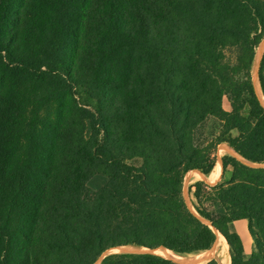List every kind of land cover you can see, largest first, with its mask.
I'll use <instances>...</instances> for the list:
<instances>
[{"label":"trees","instance_id":"obj_1","mask_svg":"<svg viewBox=\"0 0 264 264\" xmlns=\"http://www.w3.org/2000/svg\"><path fill=\"white\" fill-rule=\"evenodd\" d=\"M139 1L0 0V67L30 90L4 99L13 108L0 116V264H96L123 245L199 253L216 231L231 264H264V105L252 79L264 0ZM79 59L92 61L94 78L78 79ZM258 77L264 96V52ZM55 98L54 123L33 117ZM15 136L32 138L22 154L5 145ZM222 143L244 161L224 154L221 181L193 184L195 213L184 177L212 173ZM95 174L107 181L92 190ZM100 264L179 263L119 252Z\"/></svg>","mask_w":264,"mask_h":264},{"label":"rangeland","instance_id":"obj_2","mask_svg":"<svg viewBox=\"0 0 264 264\" xmlns=\"http://www.w3.org/2000/svg\"><path fill=\"white\" fill-rule=\"evenodd\" d=\"M121 2L128 5V6H134V5H136L137 2H140V1L139 0H121ZM261 47H263V51H262V54H263V52H264V40L257 47L255 62H254V66L252 69V79L254 78V71H255V66H256V61H257V54H258L259 49ZM98 55H100V54L98 53ZM261 57H262V55H261ZM261 57H260V60H261ZM260 60H259L258 66H257L258 69H259ZM75 65L76 66H75V72L74 73L78 75L79 80L87 81L90 77L94 78V76L92 75V72H94L95 70H94V66L92 65V61H90V62L84 61L83 63H81V61L79 59V65H78L77 61H76ZM258 80H259V77H258ZM253 82H254V79H253ZM78 90H79V88H78ZM28 92H30V90H29V87L27 86V84L25 82H23L20 79H17L13 74H11L7 71H4L2 69V67H0V116L2 115L3 107L7 108V113H9L8 109L13 108L12 105L8 104L7 102H4V99L10 100L12 102V101H15L17 99L18 95L23 96V95L27 94ZM75 98L79 102L80 101L83 102L84 101L83 92L79 91V93L75 95ZM56 99L57 98H55L53 103L50 104L49 106L43 107L39 111L36 110L33 114V117L34 118L39 117V119H42L40 121H44V120L48 119L49 121H52L54 123L56 118H57V114H58V112H57L58 108L56 106L57 105ZM67 99H69V97ZM223 106L225 109L230 110L231 106H230V102L227 98H224ZM52 128H53V126H52ZM52 128L48 129L46 132L48 134L51 133ZM207 129L209 132L218 133L219 121L217 119H214V118L210 119L207 123ZM234 134H236V132H234ZM40 138H41L40 135H36L34 137L33 142L39 141ZM31 139H26V140L22 139V141H21V137L18 138L15 136L12 139L11 144L8 142H5V145L9 146V147L11 145L12 146L10 148L11 151L13 148H16V147L18 148V150L21 149L20 154H22L24 151V150L22 151V149L32 143ZM228 147L231 148L226 143H222L218 146V149L216 152V158H217L216 166L219 163L222 164L221 157L224 154L228 153V154L234 155L232 153V151H230L228 149ZM231 149H233V148H231ZM18 154H19V152H17L16 150H14L13 152H10L8 154V156H9L8 163L10 166H12L13 163L18 159V157H19ZM133 162L138 163V160H134ZM253 165L258 166L256 164H253ZM216 166H215V168H216ZM261 166H264V164H262ZM194 171H196V170L189 171L185 175L182 193H183V197H184L187 205L189 206V208L193 212L197 213L196 208H195L197 201H196V198L194 197V194H193V192H194V188L192 187L193 184L198 180H203L208 185L214 186L215 184H217L222 179L223 167H222L220 177H218L216 180H213L215 169L212 173H210L209 175H206V177L204 176L203 178H201L197 174L195 175L194 173H192ZM199 172H201V171H199ZM106 181H107L106 176H104L102 174H95L94 176L89 178V180L87 181V187H89L92 190H96V189H99L103 184H105ZM207 191L210 194L213 193L212 190H210V189ZM205 197L206 196H204L203 202L209 210L214 211V212L223 211V208L219 202L213 201V200H211V198L207 199ZM234 224H235L236 230L238 231V233L240 234V236L244 242V245H246V248L248 250L246 254H247V256H250L251 253L255 250V243H254V240H253L251 234L249 233L247 221L243 220V221H239V222L234 223ZM219 235H217L216 242L214 243L212 248L209 250H206L204 252H199V253L185 254V255L179 254L180 256H183L184 258L189 260V259H193L195 256H198L199 254L201 256V255H206L208 253H211L208 257H206L204 260H202L200 262H187L184 260H175V259H171V258H169V259H171V260H173L179 264H205L206 262H208L212 259L216 260L218 264H229V263L231 264L230 247H229V245L226 244V241L224 240V238L219 236ZM248 241H251V243L250 242L248 243ZM217 242L218 243L220 242V243L218 244ZM123 246H134L135 248H138V247L143 248V246H137V245H123ZM225 246H226V249H225ZM159 248H162V247H159ZM159 248L154 249V251H152V252L165 257L163 251L159 250ZM250 248H251V251H250ZM122 249H124V250H122ZM122 249H119L118 247H113V248L109 249L104 255H108L110 253H119V252H141V251H132L134 248L126 249V248L122 247ZM126 250H130V251H126ZM228 256H229V262L226 260V257H228ZM166 258H168V257H166ZM96 264H98V262Z\"/></svg>","mask_w":264,"mask_h":264},{"label":"bare ground","instance_id":"obj_3","mask_svg":"<svg viewBox=\"0 0 264 264\" xmlns=\"http://www.w3.org/2000/svg\"><path fill=\"white\" fill-rule=\"evenodd\" d=\"M262 51H263V47H261L260 49H259V52H258V54H257V61H256V66H255V71H254V85H255V88H256V92L258 93V95H259V98H260V100H261V102H262V104L264 105V96H263V93H262V90H261V87H260V83H259V80H258V68H257V66H258V63H259V60H260V57H261V55H262ZM259 91V92H258ZM261 95V96H260ZM228 149L230 150V151H232V153L234 154V155H236L238 158H240V159H242V157L240 156V155H238V153H236L235 151H234V149H231V148H229L228 147ZM221 171H222V164L221 163H219L217 166H216V168H215V173H214V179L213 180H216L218 177H220V174H221ZM192 173H194L195 175L197 174L198 176H200L201 178H203L204 176L206 177V175H204L202 172H199V171H194V172H192ZM205 222H207V223H209L210 224V222L208 221V220H205V219H203ZM216 231V230H215ZM216 233H218V235L219 236H221V237H223L224 238V240L226 241V239H225V237L220 233V232H218V231H216ZM218 243V242H217ZM220 243V242H219ZM218 243V244H219ZM226 244L228 245V243H227V241H226ZM122 247H124V248H126V249H129V248H134L132 251H141V252H146V251H150L148 248H146V247H138V248H135L134 246H119L118 248L119 249H122ZM228 247V246H227ZM141 249V250H140ZM225 249H226V246H225ZM122 250H124V249H122ZM159 250H162L163 251V253H164V255H165V257H168V258H171V259H175V260H184V261H187V262H200V261H202V260H204L206 257H208L211 253H208V254H206V255H201L200 256V254L198 255V256H195L193 259H186V258H184L183 256H180L179 254H177V253H175V252H173L172 250H169V249H166V248H164V247H162V248H159ZM126 251H130V250H126ZM151 251H154V250H151ZM214 256V255H213ZM223 256V255H222ZM222 258V257H221ZM226 260L229 262V256L228 257H226ZM100 261V260H99ZM99 261H98V264H99ZM230 264V263H229Z\"/></svg>","mask_w":264,"mask_h":264},{"label":"crops","instance_id":"obj_4","mask_svg":"<svg viewBox=\"0 0 264 264\" xmlns=\"http://www.w3.org/2000/svg\"><path fill=\"white\" fill-rule=\"evenodd\" d=\"M243 220L246 221L245 219H240V220H236L235 223H237V222H239V221H243ZM249 242L251 243V241H248V243H249ZM243 243H244V242H243ZM250 247H251V246H250ZM244 248H245V252L247 253L248 250H247V248H246V245H244ZM250 251H251V248H250ZM250 251H249V252H250Z\"/></svg>","mask_w":264,"mask_h":264},{"label":"water","instance_id":"obj_5","mask_svg":"<svg viewBox=\"0 0 264 264\" xmlns=\"http://www.w3.org/2000/svg\"><path fill=\"white\" fill-rule=\"evenodd\" d=\"M258 166H260V165H258ZM150 251H146V252H150V253H153L151 250H154V249H152V248H148ZM104 256L105 255H103L99 260V264H100V262H101V260L104 258Z\"/></svg>","mask_w":264,"mask_h":264}]
</instances>
